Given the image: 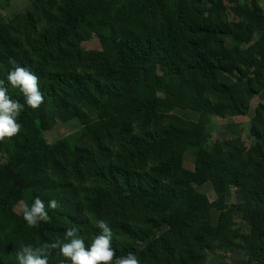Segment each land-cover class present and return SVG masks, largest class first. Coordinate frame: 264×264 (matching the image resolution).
I'll use <instances>...</instances> for the list:
<instances>
[{
  "label": "trees",
  "instance_id": "trees-1",
  "mask_svg": "<svg viewBox=\"0 0 264 264\" xmlns=\"http://www.w3.org/2000/svg\"><path fill=\"white\" fill-rule=\"evenodd\" d=\"M11 1L0 0V81L23 105L6 81L15 60L37 77L42 102L24 105L20 130L0 140V264H18L22 245L67 242V228L87 250L97 220L113 233L110 264L128 253L139 264H230V250L264 264V101L247 148L205 145L212 119L248 114L264 91L259 0H28V11L6 17ZM94 38L103 47L84 49ZM81 116L80 128L45 142L57 121ZM205 183L212 201L196 189ZM233 190L241 201L228 203ZM33 197L50 219L29 227L16 206ZM46 254L47 264H70L58 247Z\"/></svg>",
  "mask_w": 264,
  "mask_h": 264
},
{
  "label": "clouds",
  "instance_id": "clouds-1",
  "mask_svg": "<svg viewBox=\"0 0 264 264\" xmlns=\"http://www.w3.org/2000/svg\"><path fill=\"white\" fill-rule=\"evenodd\" d=\"M12 66L6 73L7 84L12 89H18L24 98L22 105L15 99H10L7 94L5 82L0 81V140L11 137L20 130V124L16 118L23 110L24 105L36 109L42 102V96L38 88L37 77L27 68L18 66L15 60L9 59ZM57 202L50 199L47 208L55 209ZM22 218L29 227L37 226V221H49V216L45 210L44 202L39 197H33L31 205L25 204L22 208ZM95 226L100 230L99 234L91 240L85 250L84 240L76 238V229H65L64 239L67 242L56 241L50 245L33 247L32 245H22L16 253L18 264H47L46 248H57L59 254L70 264H110L113 262L114 251L110 247V239L113 233L104 220H97ZM69 238H71L69 240ZM61 264H65L61 261ZM114 264H139L136 256L128 253L123 257H117Z\"/></svg>",
  "mask_w": 264,
  "mask_h": 264
},
{
  "label": "rangeland",
  "instance_id": "rangeland-1",
  "mask_svg": "<svg viewBox=\"0 0 264 264\" xmlns=\"http://www.w3.org/2000/svg\"><path fill=\"white\" fill-rule=\"evenodd\" d=\"M259 6L264 11V0H259ZM31 3L28 0H12L10 5L2 10V13L7 17L11 16L17 12H26L30 9ZM107 14L113 12L111 8H104L103 10ZM82 46L84 49H98L100 50L103 46L98 43V41L94 38L89 41L83 42ZM158 94L165 97H171L170 93L164 92L162 90H158ZM264 101V91H262L259 95L253 98L251 101V107L248 114L244 116L228 118V119H220L214 118L211 122L206 125L205 133H206V140L205 145L211 146L216 141H222L225 139H236L239 143L244 147H248V138L246 133V128L248 127V123L250 118L253 115V111L255 106L259 102ZM176 115L190 120L197 119V113L190 111V110H182V109H175L173 111ZM85 121V117H75L69 123L63 124L60 121H57L55 125L43 132V137L45 142H52L62 136H65L68 133L73 132L74 130L80 128ZM184 166L186 168L193 167L194 161V154L186 151L183 156ZM196 189L202 193H204L207 198L212 201L215 198V194L212 190V186L210 183H205L201 186H196ZM241 198L238 194L232 191V194L227 198L228 203H237L240 202ZM22 209V204L16 206V210L20 211ZM217 212L213 211L212 214V223L214 224L216 221ZM236 225L241 227L243 230H247V226L241 220L239 214H236L235 217ZM225 259L230 264H252L248 261L245 254L242 252L237 251H226Z\"/></svg>",
  "mask_w": 264,
  "mask_h": 264
}]
</instances>
